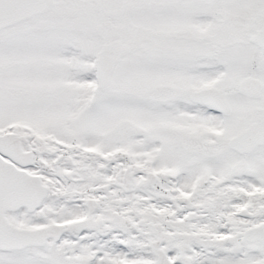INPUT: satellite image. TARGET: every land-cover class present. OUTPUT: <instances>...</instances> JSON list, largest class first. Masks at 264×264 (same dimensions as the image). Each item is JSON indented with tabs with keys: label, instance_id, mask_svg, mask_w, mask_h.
<instances>
[{
	"label": "snow or ice",
	"instance_id": "1",
	"mask_svg": "<svg viewBox=\"0 0 264 264\" xmlns=\"http://www.w3.org/2000/svg\"><path fill=\"white\" fill-rule=\"evenodd\" d=\"M0 264H264V0H0Z\"/></svg>",
	"mask_w": 264,
	"mask_h": 264
}]
</instances>
